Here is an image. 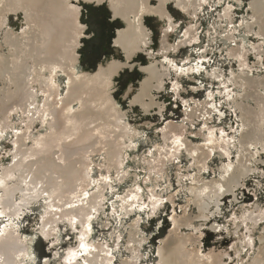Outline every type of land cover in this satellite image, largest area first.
<instances>
[{
	"label": "bare ground",
	"instance_id": "6f19581e",
	"mask_svg": "<svg viewBox=\"0 0 264 264\" xmlns=\"http://www.w3.org/2000/svg\"><path fill=\"white\" fill-rule=\"evenodd\" d=\"M233 2L244 5L243 0ZM231 3L222 7L217 18L228 45L226 57L235 69L228 68L225 78L215 67L208 76L221 82L223 90L232 88L227 96L237 126L228 134L209 124L212 112L222 115L210 105L213 92L209 91L203 99H191L182 121H167L158 130L161 143L154 146L156 158L149 161L156 181L180 153L189 160L184 168L192 170L186 175L176 173L179 180L187 178L178 185V192L184 191V204L171 206L168 229L153 248L154 264H228L225 250L203 249L201 227L219 214L222 197L235 200V192L247 178L264 176V170H259L264 163V0H247L236 21ZM90 4L105 7L113 23L121 22L111 40L121 58L106 57L92 69H81L79 53L88 34L82 6ZM169 4L195 15L204 0H0V137L12 134L9 163L0 165V264L30 263L31 239L18 230L16 222L37 203L42 207L37 229L45 240H57L61 225L76 231V243L64 252L61 264H138L143 257L147 237L139 228L140 218L130 219L125 253L115 263L118 240L111 246L104 239H93L91 221L103 212L105 192L112 190V182L127 176L124 153L138 135L115 97L117 76L136 67L141 77L135 88L130 83L123 93L129 96L128 108L135 106L148 114L157 107L161 113L164 105L155 94L164 89L170 73L178 79L203 69L200 62L177 66L167 57L197 39V26L191 21L180 29L177 40H169L176 28ZM145 17L164 23L157 50L151 49ZM11 18L19 25L12 26ZM240 28L256 43L237 36ZM140 53L145 63L134 60ZM250 53L262 63H250ZM201 84L198 81V88ZM197 120H202L194 133L198 137L191 140L186 125ZM215 154L221 159L211 168L208 163ZM149 193L148 214H154L163 200L172 203L175 197L165 199L152 186ZM116 199L117 215L123 217L144 205L136 185L116 194ZM233 215L235 229L243 226L250 233L256 231L254 238L243 237L237 248V253L247 250L240 264H264V209L251 203ZM209 228L217 232L221 226L212 223Z\"/></svg>",
	"mask_w": 264,
	"mask_h": 264
},
{
	"label": "rangeland",
	"instance_id": "374dc122",
	"mask_svg": "<svg viewBox=\"0 0 264 264\" xmlns=\"http://www.w3.org/2000/svg\"><path fill=\"white\" fill-rule=\"evenodd\" d=\"M230 2H232L231 4L234 3L233 0H204L203 8L195 15H189L177 10L173 5H168V11L176 25L174 31L169 34V40H177L181 36V30L191 23V21L197 26V39L192 44L187 45V47H181L175 53H168L167 57L177 66L184 65V63L196 65L200 62L203 69L196 75H181L178 79L174 76L173 71L170 73L169 78L164 82V89L155 94L157 101L164 105L161 113H158L157 107L152 109L148 114H142L135 106L132 109L128 108L129 96L123 97V93L125 87L130 83L133 84L134 88L136 87L141 77L136 67L132 71L125 69L117 76V80L115 81V97L120 101L124 111L127 112L126 119L130 125L136 128L138 135L133 139V147L126 149L124 153V168L128 173L125 178H128H124L120 182H112V190L105 192L106 202L103 212L91 221V237L93 239H104L111 246L118 240L119 247L113 250V263L125 253L123 248L124 236L128 232L129 224H131L129 222L130 219L133 221L140 218L139 228L146 235L147 242L141 249L143 257L138 264H154L153 248L155 243L158 242L159 237L168 229L172 215L171 206L179 207L184 204V191L178 192V185L185 184L187 178L180 177L179 180L176 176L178 171L184 175L191 173L192 169L184 168L189 163L184 154L180 153L178 159L168 162L164 177L158 181H156V177L151 172V166L149 165V161L156 158L154 146L161 143L158 130H160L163 124L167 121H182L184 110L189 105L191 99H203V96L211 91L213 92V102L210 105L214 106L217 111H221L222 115L220 116L218 112H212V119L209 124L222 127L228 134H230L232 127L236 128L237 126V117L230 110V100L227 96L232 93V88L223 90L224 86L221 82L218 83L208 76V73L215 67L221 69L222 76L225 78H227L228 68L235 69V64L230 62L226 57L228 45L225 44L223 37L224 30L223 27H219L221 23H218L217 18L222 7ZM243 2L244 5L242 7L234 3L235 5L231 9L234 21L243 15L247 0H243ZM82 7L83 13L81 19L87 25L86 31L88 34L82 41L78 67L81 69H92L98 61H103L106 57L115 56L121 58L120 53L114 49L111 43L114 30L119 27L118 23L112 22V18H110L105 7H98L92 4L83 5ZM10 23L12 26L19 25V22L15 18H11ZM144 23L151 31V49L157 50L160 29L164 26V23L152 17H145ZM235 34L243 38L248 44L251 42L256 43V40L247 38L241 28L237 29ZM251 54L248 57V59L250 58V63H262V60L259 59L257 61L256 56ZM157 57L161 58L162 55L157 54ZM201 57L202 61H199ZM225 59L226 61H224ZM134 60H137L139 63L146 62L145 57L141 53ZM198 81L202 83L201 88H198L200 87ZM175 83L177 86L173 91ZM191 87L198 89L193 91ZM17 119L16 117L15 122ZM201 122L202 120L193 121L191 124L187 122L186 133L191 140H197L198 136H195L194 133H197ZM11 139L12 134L8 132L2 134L0 137V165L9 163L10 158L8 153L11 148ZM93 158L94 162L97 163L99 160L98 156ZM219 159L221 157L218 154L213 155L208 165L213 168L218 164ZM259 170H264V163L259 167ZM92 173L96 175V169H93ZM209 173L211 172L209 171ZM134 185L140 188L141 202L144 204L142 209H136L128 217H123L119 213L117 215L118 200L116 199V194H122ZM150 186H152L154 193L160 194L161 197L175 194L172 203L163 200L154 214H148V195H151L149 193ZM251 203H258L260 208L264 209V176L261 177L260 174L249 177L244 181L243 185L235 192V200L230 198L229 195L222 197L219 214L213 217L211 222L209 221L201 227L203 249L215 247L225 250L228 255V264H240L244 262L247 250L237 253V248L241 245L245 236H252L254 238L256 231L250 233V230L243 226L235 229L234 225L237 220L233 214L235 211H239ZM41 211V203L34 204L16 222L18 230L31 239L30 250L32 259L29 264H41L44 260L46 264H61L64 252L76 243V231L74 233L66 226L61 225L57 240H45L37 229ZM212 223L220 225L221 228L217 232L211 231L209 226Z\"/></svg>",
	"mask_w": 264,
	"mask_h": 264
},
{
	"label": "water",
	"instance_id": "95a60500",
	"mask_svg": "<svg viewBox=\"0 0 264 264\" xmlns=\"http://www.w3.org/2000/svg\"><path fill=\"white\" fill-rule=\"evenodd\" d=\"M118 26H121V22L118 21Z\"/></svg>",
	"mask_w": 264,
	"mask_h": 264
}]
</instances>
